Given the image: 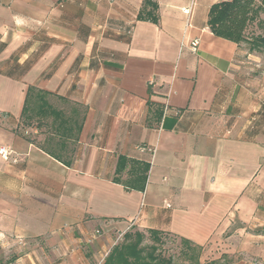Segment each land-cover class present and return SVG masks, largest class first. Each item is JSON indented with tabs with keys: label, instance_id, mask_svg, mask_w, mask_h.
Returning <instances> with one entry per match:
<instances>
[{
	"label": "crops",
	"instance_id": "0c3cea01",
	"mask_svg": "<svg viewBox=\"0 0 264 264\" xmlns=\"http://www.w3.org/2000/svg\"><path fill=\"white\" fill-rule=\"evenodd\" d=\"M153 1L156 23L142 0H0L8 264H98L133 228L264 264V70L209 29L222 0Z\"/></svg>",
	"mask_w": 264,
	"mask_h": 264
},
{
	"label": "trees",
	"instance_id": "16d2710c",
	"mask_svg": "<svg viewBox=\"0 0 264 264\" xmlns=\"http://www.w3.org/2000/svg\"><path fill=\"white\" fill-rule=\"evenodd\" d=\"M157 3L153 0H142L141 9L137 14L138 19L158 21ZM264 0H222L211 5L208 13L207 24L209 29L217 36L231 40L238 45H248L249 52H260L264 48ZM255 23L261 31L258 33L247 32V27ZM41 101L38 103L36 113L42 115V92L28 87L21 118L23 124H30L28 110V97L31 93ZM40 119V117H39ZM38 125H40L38 123ZM124 158H120L116 168L118 173L123 167ZM134 187L135 184H128ZM143 188V182L138 184ZM177 238L180 245V254L186 264H200L201 246L193 244L186 238L178 237L168 232L154 229L141 231L129 229L122 235V240L113 245L105 256L102 264H174L171 256H165L158 248L165 242L166 236ZM148 238L151 242L144 246L142 243Z\"/></svg>",
	"mask_w": 264,
	"mask_h": 264
},
{
	"label": "rangeland",
	"instance_id": "374dc122",
	"mask_svg": "<svg viewBox=\"0 0 264 264\" xmlns=\"http://www.w3.org/2000/svg\"><path fill=\"white\" fill-rule=\"evenodd\" d=\"M261 17L264 18V13L261 14ZM261 29L256 27L255 23L250 24L247 27V32L258 33ZM241 47L248 51V45L243 43ZM254 55L256 56L257 64L259 65V69L264 70V48L260 52L253 51ZM264 74V73H261ZM264 76V75H263ZM124 232H119V234L114 233L110 239L109 245L105 251H102L100 255H98L96 263L102 264L105 256L107 255L110 248L115 245L116 243L122 240V235ZM151 241L146 238L142 243L144 246H147ZM158 250L163 253L165 256H171L173 259L174 264H186L185 259L183 258L182 254H180V245L177 238H173L172 236H166L165 242L159 246ZM201 255V254H200ZM8 257L5 256L2 252H0V264H8Z\"/></svg>",
	"mask_w": 264,
	"mask_h": 264
},
{
	"label": "built area",
	"instance_id": "2783aa9c",
	"mask_svg": "<svg viewBox=\"0 0 264 264\" xmlns=\"http://www.w3.org/2000/svg\"><path fill=\"white\" fill-rule=\"evenodd\" d=\"M191 46L192 47H196L197 44H198V39H193L191 42H190ZM11 153H12V150L5 147V146H1L0 147V156L2 159L4 160H11L13 162H16L17 161V158L14 156V157H11Z\"/></svg>",
	"mask_w": 264,
	"mask_h": 264
}]
</instances>
